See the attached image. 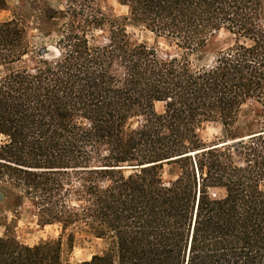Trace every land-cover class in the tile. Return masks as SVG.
I'll list each match as a JSON object with an SVG mask.
<instances>
[{
    "label": "trees",
    "instance_id": "16d2710c",
    "mask_svg": "<svg viewBox=\"0 0 264 264\" xmlns=\"http://www.w3.org/2000/svg\"><path fill=\"white\" fill-rule=\"evenodd\" d=\"M63 1L43 0L56 52L33 66H19L33 52L27 23L0 21V182L17 216L29 202L61 229L35 246L0 236V264H71L76 230L107 244L79 264H264V0H119L124 17L103 0ZM130 23L177 53L133 40ZM222 30L233 42L208 54ZM250 102L262 130L243 135ZM211 122L226 140H204Z\"/></svg>",
    "mask_w": 264,
    "mask_h": 264
},
{
    "label": "rangeland",
    "instance_id": "374dc122",
    "mask_svg": "<svg viewBox=\"0 0 264 264\" xmlns=\"http://www.w3.org/2000/svg\"><path fill=\"white\" fill-rule=\"evenodd\" d=\"M7 8L0 10V21H5L13 17L21 18L27 23L29 27V35L32 43L33 52L28 55L24 62L19 66L25 64L33 66L37 59L36 52L43 47H47L50 52H56L53 47L55 42L56 32L53 29V34L50 39L44 38L39 29L40 22L43 23L41 7L44 4L43 0H6ZM48 3L54 9H63V0H48ZM103 6L117 17H124L128 14V9L120 3L119 0H103ZM264 21V8H263ZM132 39L144 43L149 46L156 47L163 55H173L177 53V48L167 39L158 37L156 33L149 30L144 25L130 23L127 27ZM96 42L104 43L107 37V31H94ZM233 42L232 36L222 30L210 39L207 53L214 55L219 50L228 47ZM6 68L0 67V76L4 74ZM157 108H162L161 104H157ZM244 115L241 117L239 127L243 135H251L262 130V107L258 103L250 102L244 106ZM202 136L207 143L221 142L226 140V131L223 125L219 122L208 123L202 131ZM247 138V137H246ZM176 170L174 165H166L164 167L163 178L169 181L174 178L173 170ZM0 224L7 225L5 228L0 225V235H14L18 241L29 246H35L50 240H57L60 238L61 229L58 225L42 226L38 222L35 215V209L29 202H25L22 207L21 215L17 216L14 211L8 209V206L13 207L15 202V194L4 183L0 182ZM3 235V236H4ZM67 236L64 237L63 256L64 259L71 264H79L85 260H90L93 255L103 253L107 244L104 240L98 239L92 234L76 230L73 247H69Z\"/></svg>",
    "mask_w": 264,
    "mask_h": 264
},
{
    "label": "crops",
    "instance_id": "0c3cea01",
    "mask_svg": "<svg viewBox=\"0 0 264 264\" xmlns=\"http://www.w3.org/2000/svg\"><path fill=\"white\" fill-rule=\"evenodd\" d=\"M1 226H3L4 228L6 227L5 225H2V224H0ZM4 235V234H3ZM3 235H0V236H3Z\"/></svg>",
    "mask_w": 264,
    "mask_h": 264
},
{
    "label": "water",
    "instance_id": "95a60500",
    "mask_svg": "<svg viewBox=\"0 0 264 264\" xmlns=\"http://www.w3.org/2000/svg\"><path fill=\"white\" fill-rule=\"evenodd\" d=\"M239 140V139H238ZM0 196H1V194H0Z\"/></svg>",
    "mask_w": 264,
    "mask_h": 264
},
{
    "label": "bare ground",
    "instance_id": "6f19581e",
    "mask_svg": "<svg viewBox=\"0 0 264 264\" xmlns=\"http://www.w3.org/2000/svg\"><path fill=\"white\" fill-rule=\"evenodd\" d=\"M59 55V54H58ZM249 137V136H248Z\"/></svg>",
    "mask_w": 264,
    "mask_h": 264
}]
</instances>
